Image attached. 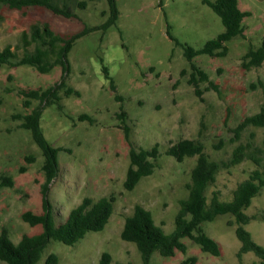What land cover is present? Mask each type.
Here are the masks:
<instances>
[{
	"label": "rangeland",
	"instance_id": "obj_1",
	"mask_svg": "<svg viewBox=\"0 0 264 264\" xmlns=\"http://www.w3.org/2000/svg\"><path fill=\"white\" fill-rule=\"evenodd\" d=\"M116 1V26L77 39L68 53L65 73L61 64L47 73L30 65L0 67V183L3 175L15 181L12 187L0 186V233L6 228L18 243L25 234L42 231V225L31 226L21 215L43 212L44 157L31 131L22 128L21 120L13 115L29 112L40 103L32 100L31 107L25 108L21 89L45 90L60 82L63 74L67 75L68 87L81 95L65 96L62 90L63 110L54 102L44 108L40 120L48 141L67 149L59 152L60 171L48 195L56 223L65 221L84 197H115L113 214L104 230L90 231L73 245L52 239L43 251L42 263L54 252L59 264H98L107 251L114 262L142 264L135 243L120 236L125 218L142 205L166 233H171L179 202L188 195L186 184L197 159L194 156L177 162L166 154L169 146L183 138L201 140L214 160L229 159L240 143L250 142L253 149L263 146L264 126H249L239 138L235 131L246 116L264 107V62L259 67L242 65L249 49L259 48L264 40V0H238L240 9L250 13L243 20L245 37L226 42L225 56L200 54L193 59L209 75L208 81L199 82L201 94L189 82L193 70L185 46L201 49L225 30L213 9L202 0ZM67 2L77 16L66 18L42 6L11 8L0 1V51L9 45L21 58L25 52L23 33L30 35L36 23H48L57 34L67 37L85 26H100L109 18L107 0L90 1L85 9H80L76 0ZM34 48V44L27 47L31 51ZM101 58L114 79L116 92L104 77ZM210 81L217 90L210 87ZM122 110L130 140L118 116ZM83 113L93 122L79 120ZM157 143L160 156L154 172L127 190L124 180L131 146L151 148ZM31 155L35 157L33 163L26 158ZM21 167L26 170L21 172ZM256 167L245 160L220 170L206 189L208 202L214 192L223 201L232 200L237 186ZM245 212L257 215L245 228L264 246V187ZM230 220H235L233 215L221 214L203 225L219 243V256L203 252L184 238L186 253L177 251L166 258L155 252L150 264H180L190 256L198 258L196 264H262L253 252L237 256L241 242L235 233L236 224L229 225ZM0 264L6 263L0 260Z\"/></svg>",
	"mask_w": 264,
	"mask_h": 264
},
{
	"label": "trees",
	"instance_id": "obj_2",
	"mask_svg": "<svg viewBox=\"0 0 264 264\" xmlns=\"http://www.w3.org/2000/svg\"><path fill=\"white\" fill-rule=\"evenodd\" d=\"M8 4L11 8L21 9L29 6H42L51 10L54 14L72 18L77 16L72 10L67 0H0ZM90 1L96 0H76V5L80 9H85ZM109 6V18L100 26H85L78 32L64 37L57 34L48 23H36L31 27L30 35L23 33L25 52L21 58L11 46H6L0 51V67L3 65L21 66L30 65L41 73L49 72L55 65L63 66V73L68 68V53L72 49L77 39L94 30H108L116 26L119 18V10L116 0H107ZM209 5L213 11L221 18L225 30L216 38L206 42L201 49H194L185 46V56L191 63L193 72L189 82L199 90V82L208 81V73L199 68L193 59L200 54L210 56H225L228 53L226 42L235 37H245L243 20L250 13L242 11L238 5V0H202ZM168 36L172 35L168 31ZM31 44L35 45L34 50H28ZM264 62V40L257 48H250L243 56L242 65L246 68L259 67ZM102 72L109 81L111 90L116 92L117 87L109 68L104 65L101 58ZM67 75L63 74L60 82L45 90L41 89H21L19 93L24 97L23 106L29 109L32 100L40 103L31 111L24 114L13 115L14 119L21 120V127L31 131L33 140L40 148L44 157L42 169L45 173V182L41 186L43 212L36 214L32 211L24 212L21 217L31 226L42 225V231L35 235L25 234L15 243L6 228L0 233V260L6 264H59V256L51 252L43 263L42 255L44 249L52 239L61 241L68 245H73L83 239L90 231H102L109 223L114 210V196H105L97 200L91 197H84L80 204L73 207L65 221L56 223L52 203L49 200L50 184L58 176L60 171L59 152L66 151L62 146H53L46 138L41 127V117L46 106L57 102L58 108L63 110L60 103V92L64 90L65 96L77 95L80 92L73 87H68L66 83ZM210 87L217 90V85L210 81ZM123 124L126 138L130 140V128L126 125V113H118ZM79 120L93 119L88 114L78 116ZM249 126H264V107L253 115L246 116L236 128V136ZM166 154L172 156L177 162H183L188 157L196 156V163L191 170L190 181L186 184L188 195L179 202V209L175 216V228L171 233H166L163 226L158 224L152 212L142 205H137L132 214L125 218L120 236L123 240L133 242L137 246L142 259V264H150L152 256L158 252L161 256L173 257L177 251L186 253L188 246L183 241L184 238L191 239L203 252L214 256L221 254L219 243L212 238L204 229V223L214 220L218 215L231 214L235 220H230L229 225L236 224L235 233L241 242L237 256L241 258L243 254L253 252L264 264V246L254 240L252 233L245 228V225L254 220L257 215H248L245 209L249 207L261 189L264 187V140L263 146L253 149L252 143L238 144L229 159L214 160L205 151L204 143L197 139L183 138L173 143L166 150ZM160 156L158 143L151 148L131 146L129 157L130 163L124 180V187L133 190L139 182L150 176L156 167V161ZM30 163L35 162L33 155L26 157ZM245 160H251L257 167L251 171L249 177L241 182L234 191L232 200L223 201L218 192H214L211 201L208 202L205 194L208 186L215 181L217 174L222 169L231 168ZM21 172L26 167L20 168ZM13 177L3 175L0 186H14ZM264 219V214L262 215ZM198 258L190 256L180 264H196ZM98 264H122L114 262L110 252H103ZM133 264V263H129Z\"/></svg>",
	"mask_w": 264,
	"mask_h": 264
}]
</instances>
